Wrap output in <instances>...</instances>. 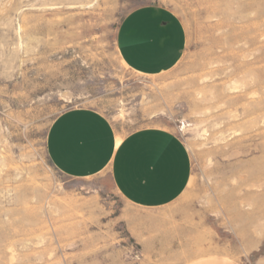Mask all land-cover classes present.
<instances>
[{
    "label": "rangeland",
    "instance_id": "374dc122",
    "mask_svg": "<svg viewBox=\"0 0 264 264\" xmlns=\"http://www.w3.org/2000/svg\"><path fill=\"white\" fill-rule=\"evenodd\" d=\"M146 5L169 8L187 34L176 66L155 76L130 69L116 46L122 19ZM79 107L101 112L117 143L172 131L191 159L181 195L138 209L109 170L59 172L48 130ZM211 253L264 264V0H0V264H182Z\"/></svg>",
    "mask_w": 264,
    "mask_h": 264
},
{
    "label": "crops",
    "instance_id": "0c3cea01",
    "mask_svg": "<svg viewBox=\"0 0 264 264\" xmlns=\"http://www.w3.org/2000/svg\"><path fill=\"white\" fill-rule=\"evenodd\" d=\"M187 44L185 27L174 12L161 5L130 11L120 22L116 46L122 61L134 72L155 76L170 71ZM111 122L98 110H66L52 122L46 149L51 164L71 178H90L106 170L127 204L154 209L170 204L185 190L191 159L182 141L161 127L138 129L117 143ZM146 239L149 231L136 230ZM132 235V236H133ZM182 264H244L224 253L192 257Z\"/></svg>",
    "mask_w": 264,
    "mask_h": 264
},
{
    "label": "bare ground",
    "instance_id": "6f19581e",
    "mask_svg": "<svg viewBox=\"0 0 264 264\" xmlns=\"http://www.w3.org/2000/svg\"><path fill=\"white\" fill-rule=\"evenodd\" d=\"M120 140H118V142H119Z\"/></svg>",
    "mask_w": 264,
    "mask_h": 264
}]
</instances>
